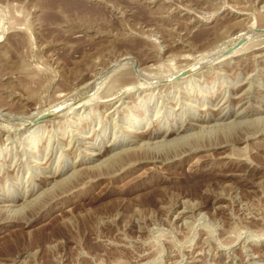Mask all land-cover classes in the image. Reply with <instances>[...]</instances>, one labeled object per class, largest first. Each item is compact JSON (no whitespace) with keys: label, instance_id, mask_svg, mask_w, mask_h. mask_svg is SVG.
<instances>
[{"label":"rangeland","instance_id":"rangeland-1","mask_svg":"<svg viewBox=\"0 0 264 264\" xmlns=\"http://www.w3.org/2000/svg\"><path fill=\"white\" fill-rule=\"evenodd\" d=\"M0 264H264V0H0Z\"/></svg>","mask_w":264,"mask_h":264},{"label":"bare ground","instance_id":"bare-ground-1","mask_svg":"<svg viewBox=\"0 0 264 264\" xmlns=\"http://www.w3.org/2000/svg\"><path fill=\"white\" fill-rule=\"evenodd\" d=\"M236 46H237V45H236ZM243 46H244V45H243ZM240 49H241V48H240ZM238 50H239V49H238ZM231 53H232V52H231ZM228 54H229V53H228ZM224 55H225V54H224ZM201 56H202V55H201ZM205 56H206V55H205ZM201 58H202V57H201ZM203 59H204V58H203ZM197 60H198V59H197ZM199 60H200V59H199ZM206 60H207V59H206ZM194 61H195V60H194ZM204 61H205V60H204ZM196 62H197V61H196ZM196 62H195V63H196ZM188 64H189V63H188ZM196 64H197V63H196ZM201 64H202V63H201ZM191 65H192V64H191ZM139 68H140V67H139ZM143 69H144V68H143ZM181 69H182V68H181ZM184 69H186V67H184ZM176 71H177V70H175V72H176ZM178 72H179V70H178ZM171 74H172V73H171ZM173 74H174V72H173ZM174 75H175V74H174ZM174 75H171V76H174ZM97 76H98V75H97ZM139 76H140V75H139ZM88 79H89V78H88ZM95 79H96V78H95ZM97 79H98V78H97ZM92 81H93V80H92ZM92 81H91V82H92ZM117 81H118V80H117ZM124 81H126V80H124ZM151 81H152V80H151ZM142 82H143V81H142ZM148 82H149V81H148ZM88 83H89V82H88ZM146 83H147V82H146ZM120 84H121V82H120ZM82 86H83V85H82ZM243 93H244V92H243ZM111 94H112V93H111ZM108 95H109V94H108ZM238 96H239V94H238ZM67 99H68V98H67ZM65 100H66V99H65ZM64 104H65V103H64ZM58 105H59V106H60V105L62 106V103H59ZM79 105H80V104H79ZM220 105H221V104H220ZM55 106H56V105H55ZM61 106H60V107H61ZM219 107H220V106H219ZM56 108H57V107H56ZM217 108H218V107H217ZM220 108H221V107H220ZM218 109H219V108H218ZM54 110H56V109H54ZM243 110H244V109H243ZM46 111H47V110H46ZM226 111H227V110H226ZM40 112H41V111L39 110V113H40ZM227 112H228V111H227ZM231 112H232V111H231ZM240 113H241V112H240ZM35 114H36V113H35ZM32 115H34V114H32ZM39 115H40V114H36V115H34L33 117H32V116H31V117H32V119H33V118H35V117H37V116H39ZM225 115H226V114H223V115L221 116L220 113H217V114L214 116V118H215V119H218V118H223V119H224ZM40 116H41V115H40ZM29 117H30V116H29ZM29 117H28V118H29ZM209 118H210V117H209ZM32 119H30V120L33 121L34 119H33V120H32ZM36 119H37V118H36ZM203 120H205V119L203 118ZM227 122H228V121H227ZM188 124H189V123H188ZM190 125H191V124H190ZM196 125H197V124H196ZM199 125H201V124H199ZM182 128H183V130H184L185 127H182ZM157 129H158V128H157ZM179 130H180V129H179ZM172 132H174L173 128H166L165 131H163V132H162V131H156L155 134H154V133H153V134L156 135V136H157V135H161V136L164 135V136H166V135H168V134H171ZM175 132H176V131H175ZM151 133H152V132H151ZM201 133H202V132H201ZM149 135H150V134H149ZM149 135H148V136H149ZM245 135H246V134H245ZM206 136H207V135H206ZM150 138H152V137H150ZM177 138H178V137H177ZM165 140H166V139H165ZM170 141H171V139H170ZM226 142H227V141H226ZM166 143H167V142H166ZM202 146H203V145H202ZM111 148H112V147H111ZM100 153H101V152H100ZM98 154H99V153H98ZM98 154H97V155H98ZM147 154H148V153H147ZM93 156H94V154H93ZM121 157H122V156H121ZM121 159H122V158H121ZM82 169H83V168H82ZM77 173H78V172H77ZM3 205H4V204H3ZM138 259H139V258H138Z\"/></svg>","mask_w":264,"mask_h":264},{"label":"water","instance_id":"water-1","mask_svg":"<svg viewBox=\"0 0 264 264\" xmlns=\"http://www.w3.org/2000/svg\"><path fill=\"white\" fill-rule=\"evenodd\" d=\"M242 40L238 41L239 43L241 42Z\"/></svg>","mask_w":264,"mask_h":264}]
</instances>
